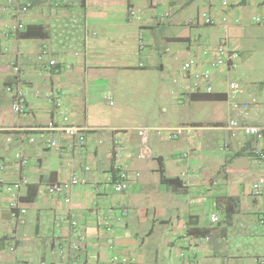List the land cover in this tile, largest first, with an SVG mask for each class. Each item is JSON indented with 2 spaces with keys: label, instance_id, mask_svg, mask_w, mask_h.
<instances>
[{
  "label": "crops",
  "instance_id": "obj_1",
  "mask_svg": "<svg viewBox=\"0 0 264 264\" xmlns=\"http://www.w3.org/2000/svg\"><path fill=\"white\" fill-rule=\"evenodd\" d=\"M27 1L28 11L14 15L0 0V160L6 180L29 181L18 209L0 188V264H109L108 236L134 264H264V193L252 194L253 183L264 177V161L250 153L264 142L232 136L226 128L233 118L264 122V109L236 111L227 94L234 72L250 91L238 99L254 93L264 101L258 86L264 80L239 72L249 58L244 55L264 44V24L254 19L264 15V0ZM132 3L142 9L139 20L128 14ZM18 20L24 29L11 27ZM222 38L240 60L214 71L217 97L204 99L203 84L197 89L182 67L189 60L206 66L205 49ZM126 79L138 87H123ZM19 90L24 113L13 109ZM119 92L154 96L158 116L136 114L117 99ZM64 115L86 129L84 144L59 130L39 129L50 120L61 123ZM143 126L151 129L148 158L139 157L137 128ZM177 127L182 132L170 137ZM223 130L228 138H219ZM116 139L124 148L112 155ZM50 141L57 146L49 147ZM218 145L223 152H216ZM121 169L134 180L117 194L107 180ZM73 172L86 182L72 188L71 203L67 193L48 192ZM163 177L179 180L173 185ZM123 202L129 214L118 219L114 206ZM71 212L75 228L64 218ZM212 212L218 223L210 221ZM104 218L110 232L102 228ZM80 233L86 244L77 250L71 243ZM238 233L247 240H238Z\"/></svg>",
  "mask_w": 264,
  "mask_h": 264
},
{
  "label": "built area",
  "instance_id": "obj_2",
  "mask_svg": "<svg viewBox=\"0 0 264 264\" xmlns=\"http://www.w3.org/2000/svg\"><path fill=\"white\" fill-rule=\"evenodd\" d=\"M31 4L27 0H7L4 10L12 12L14 15H20L28 11ZM128 14L131 18L141 19L142 18V9L141 7L131 4L128 6ZM257 23L264 24V15L257 16L254 18ZM207 22L213 23L214 21L211 19H207ZM14 30H22L25 27V24L18 20L11 26ZM205 54L209 57L208 63L206 66L199 67L198 62L196 60H189L183 64V71L190 75L192 78L195 87L198 89L201 84H203V91L207 93H213L215 91V86L213 85V77L214 71L220 67L228 66L235 67L237 65V61L240 58V52L232 47L228 42L227 38H222L219 44L208 47L205 49ZM39 59L43 58V54H40ZM50 65L54 66L57 70H59L60 66L56 62V60L51 59L49 61ZM15 71L19 70L18 66H14ZM258 86L264 91V82L258 83ZM228 91L227 94L230 99L231 106L234 110L248 113L249 110L253 107H261L264 109V101H260L259 98L254 94L250 93L248 99L240 100L238 96L242 94H246L249 89L247 86L243 85L237 80H230L227 84ZM250 92V91H249ZM57 105H61L60 100H57ZM26 107V99L22 91H17L15 95V100L13 103V109L17 113H24ZM226 128L230 131L232 136H236L238 133H244L245 135L252 136L258 141L264 142V122L259 124H251L244 123L238 119L229 120ZM39 129H50V130H59L63 132L65 135L76 138L77 142L80 144H84L86 142L85 131L86 129L72 124L69 121L68 115L63 116V121L61 123L50 120L46 126L41 127ZM182 127L173 128L170 130L169 136L176 137L178 134L182 132ZM138 134L140 136V152L139 157L148 158L152 156V153L149 148V133L151 129L149 127H139L137 128ZM33 141L34 138H31ZM49 147H56V141H50ZM124 148L123 142L120 139H116L113 142V147L111 150L112 155H119ZM252 156L257 159L264 161V146H258L256 148H252L250 150ZM184 157L187 154L183 155ZM17 158L22 163H27L28 159L22 154H18ZM6 164L0 160V188H3L11 197L13 201L11 205L13 208L18 209V199L20 195L21 189L28 184V178L21 177L14 181H8L4 177V172L6 171ZM90 167L85 166L84 169L88 170ZM134 180L133 174L125 169L119 170L117 173L109 176L107 180V184H109L114 193L121 194L127 190H129L132 181ZM86 182V179L79 175L77 172H73L71 177L66 181L54 182L47 187V190L50 194H63L67 193L65 196V200L68 203L72 202L71 196L69 195L72 188L77 184H83ZM264 193V177L259 178L252 185V194L255 196L262 195ZM118 210V214L116 217L118 219H125L129 214L128 205L123 202L121 205L114 206ZM20 212L24 213L25 209H20ZM68 220L70 227H77L78 220L74 212L70 213L69 217H64ZM210 221L212 223H218L219 216L217 213L212 212L209 215ZM102 228L106 232H110L112 230V225L105 218L103 220ZM2 239V235L0 233V241ZM86 244V236L83 233L77 235V238L74 242L71 243V247L74 249H81ZM106 246L108 250L111 252V256L108 259L109 264H134L132 258H129L126 255H122L116 251V243L113 236H108L106 238ZM60 247L64 248V244H60ZM9 249L14 251L15 246H9ZM83 259H81L82 261ZM263 261V260H262ZM77 264V263H76ZM83 264V263H78Z\"/></svg>",
  "mask_w": 264,
  "mask_h": 264
},
{
  "label": "rangeland",
  "instance_id": "obj_3",
  "mask_svg": "<svg viewBox=\"0 0 264 264\" xmlns=\"http://www.w3.org/2000/svg\"><path fill=\"white\" fill-rule=\"evenodd\" d=\"M246 57H249V58L244 63L242 62L243 59L241 60L240 64L242 65V67L239 70V72H243L244 69H247L248 72L250 73L249 76L251 75V76L255 77V79H263L264 80V44L261 43L258 48L254 49L252 51L251 54L248 53V54L244 55V58H246ZM238 60H240V58ZM231 79L235 80V79H239V78L235 75L234 72H232L230 74V80ZM243 80L246 81L248 79L243 77ZM128 86H130V87L133 86V88L138 87L137 81H133V83H131L128 79H126V82H124L123 87L126 88ZM153 97L154 96H150V98H148L145 95L142 96V95H137V94L133 97H130L127 95L123 96L122 92H119L117 99H119V101H122V103H127L129 107L132 106L134 111H136V114H139V113L145 114L147 111H150V114H155L156 116H158L156 103L153 101ZM110 103L113 104L112 101H110ZM228 122H229V120H228ZM226 132L227 131H224V130L221 131L219 138H221V139L228 138ZM221 148L218 145V147H216V152H218V153L223 152V150ZM233 230H235V228ZM239 231L236 229V232H239ZM241 235H243V234H241ZM235 236L239 238L240 233L236 234ZM248 239H250V238H248ZM235 240L236 239H231V241H233V242ZM238 240L242 241V240H247V239H246V236H241L240 239H238Z\"/></svg>",
  "mask_w": 264,
  "mask_h": 264
},
{
  "label": "trees",
  "instance_id": "obj_4",
  "mask_svg": "<svg viewBox=\"0 0 264 264\" xmlns=\"http://www.w3.org/2000/svg\"><path fill=\"white\" fill-rule=\"evenodd\" d=\"M206 96H204V99H215L217 97V94L215 93H206ZM164 182L170 183V184H176V182L179 180L178 178H162Z\"/></svg>",
  "mask_w": 264,
  "mask_h": 264
}]
</instances>
